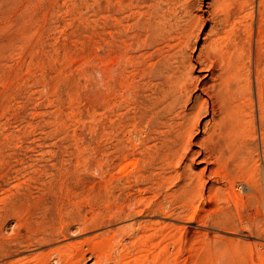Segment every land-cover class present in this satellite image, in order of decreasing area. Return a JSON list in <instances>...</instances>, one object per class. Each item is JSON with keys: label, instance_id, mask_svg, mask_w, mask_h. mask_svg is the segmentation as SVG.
Here are the masks:
<instances>
[{"label": "rangeland", "instance_id": "374dc122", "mask_svg": "<svg viewBox=\"0 0 264 264\" xmlns=\"http://www.w3.org/2000/svg\"><path fill=\"white\" fill-rule=\"evenodd\" d=\"M245 1L238 20L249 22L252 10L255 30L264 24V0ZM71 2L0 0V264H122L144 247L160 259L150 252L143 264H258L264 258V143L254 82L251 94L230 97L240 112L226 122L244 132L249 161L225 158L215 167L191 154L212 126L211 112L204 111L185 158L151 167L160 134L150 131L149 116L146 126L138 120L155 96L151 49L130 44L129 11L119 15L115 32L113 18L87 16ZM204 9L205 3L195 11ZM207 18L201 16L188 57L211 25ZM198 69L193 76L201 85L206 78ZM191 95V102L203 96L200 86ZM204 167L190 201L176 172L189 168L193 177ZM209 167L221 175L209 174ZM225 173L246 179L251 191L236 180L232 189ZM209 188L218 190L211 199ZM193 206L198 210L188 219Z\"/></svg>", "mask_w": 264, "mask_h": 264}, {"label": "bare ground", "instance_id": "6f19581e", "mask_svg": "<svg viewBox=\"0 0 264 264\" xmlns=\"http://www.w3.org/2000/svg\"><path fill=\"white\" fill-rule=\"evenodd\" d=\"M72 2L80 12L87 16L108 15L113 18L114 30L121 23L119 15H122L126 11L128 13L129 11L132 22L126 25L128 27L126 28L131 33L130 44H143L151 49L149 55H146L150 59V61L147 59L151 65L149 67H152L148 68L153 70L151 72L154 74V77H150L153 74L150 75L149 69H147V73L151 79L155 78L153 81L155 87V93L154 91L153 93L155 96H151L152 99H147L150 101L144 104L145 109L149 110L150 115L147 112H143L145 109L139 111L140 113L138 114L142 113L140 116L137 114L138 120H142V122L145 121L146 117H150L149 121L152 126L150 131H154L155 134V131H157V133L159 132L158 135L160 134V147L156 148L155 153L153 152V154L149 155L151 167L156 166L157 163L165 165L174 161L175 163H179V161L181 162L185 158L189 153L188 146L191 144L189 142L191 137H193L192 134L195 126L199 121L201 113L204 111L211 112L212 123L210 124L212 126L210 129H207L209 131L205 132L206 136L199 140V150L191 154L202 155V161L207 166L215 165V167L216 165L221 166L225 162V158L234 159L238 165H243L249 161L251 159L247 153L249 147L241 138V128L237 126L234 131H232L233 129L229 130L231 127H228V124L230 123L226 127V122L230 119V117L228 119V116L234 113L235 110L239 111L240 108L237 103L234 105L231 102L230 97L235 96L238 99L243 98L246 92L251 94V81L254 82V93L256 95V102H254L257 103L256 106L260 112V131H258L261 133V137L260 133L259 137L262 138L264 143V24H258L254 30L252 10L246 11L247 17L250 18L249 22L247 21V23L242 24L238 20V14L245 7V0L238 1V8H236V0H72ZM72 2L71 4H73ZM204 3L206 9L200 14L197 13L196 9L203 8ZM259 12L258 14H260ZM203 14H207L211 25L203 37L196 54L193 57H188L186 51L193 49V44L199 37L200 21ZM240 26H242L241 29ZM122 27L124 30V26ZM197 67L199 68L198 71L204 73L203 78H206V81L201 85L196 80L197 76H193V71ZM103 69L102 72L106 71V69ZM149 77H147V80L150 79ZM148 81L150 82V80ZM199 86L203 96H197L191 102V93ZM150 87L152 86L150 85ZM178 108L181 110L178 111ZM170 114L174 116L168 120L166 116H170ZM146 121L144 122L145 126L147 124ZM230 126H233V123ZM160 128L164 129L159 130ZM262 146L264 148V144ZM262 151L264 150L262 149ZM258 167L259 165L256 168ZM148 169L150 168L148 167ZM148 171L150 172V170ZM208 171L209 174L211 173L215 177L221 175L217 168L209 167ZM203 172H205V167L197 174L194 172L195 175L193 177L189 168L187 170H180L178 174L176 172V175L182 181L179 187L180 191H183L182 193L186 195L185 198H188L190 201L192 200L191 197L197 194V190L195 189L196 181L194 179L196 178L197 181H200ZM235 180L238 181L237 183H239L241 190L251 191L249 190L250 185L248 181L239 176L227 177V181L232 189V182H236ZM217 191V188H209L210 199ZM232 193L234 195V191ZM234 199H237V196L234 195ZM196 210H198L197 207L193 206L188 219L193 218L195 212H197ZM109 238L112 239L114 236ZM109 238H105L108 239L107 242L110 240ZM141 241L142 236H138L134 243H141ZM150 246L152 247V244ZM150 252L153 261H158V258L160 259L159 252L154 254L149 248L144 247L143 250L135 252L136 255L133 256L131 261L124 260L128 254L123 252L122 259L124 261L122 264H143L148 259ZM40 264H44V262ZM258 264H264V258H261Z\"/></svg>", "mask_w": 264, "mask_h": 264}]
</instances>
